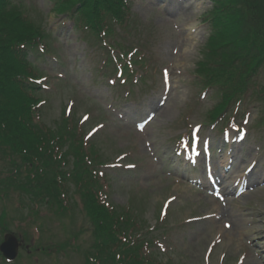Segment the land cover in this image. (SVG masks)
I'll return each instance as SVG.
<instances>
[{
	"label": "rangeland",
	"instance_id": "obj_1",
	"mask_svg": "<svg viewBox=\"0 0 264 264\" xmlns=\"http://www.w3.org/2000/svg\"><path fill=\"white\" fill-rule=\"evenodd\" d=\"M169 1L132 0L151 67L140 93L144 88L137 86L139 81L125 83L111 67L99 71L103 50L69 22L51 15L50 0H17L43 30L51 52L30 53L36 68L44 71L43 122L52 130L61 127L64 119L84 122L101 162L114 166L102 169L111 203L129 208L138 223L171 229L163 238L161 230L152 234L163 246L159 263L264 264V240L257 236L264 230V125L258 121L263 104L249 101L243 106L248 116L240 129L245 136L239 141L237 132L216 133L202 123L214 109L215 98L199 91L192 72L208 34L200 16L209 1L180 0L173 15L167 14ZM259 81L264 84L262 78ZM131 88L133 94L128 95ZM190 126L194 127L188 135L191 148L182 154L173 138ZM226 135L232 142L221 149L220 140ZM206 161L212 163L214 173L228 169L229 191L223 200L187 180L195 178L204 185ZM7 171L0 157V177ZM237 177L238 193L230 191V178ZM76 208L73 216L65 218L41 206L32 220V202L9 193L0 202V215L6 214V227L30 249L19 251L18 263L84 264L82 254L93 238L82 207L76 204ZM230 219L237 222V229L227 223ZM59 245L61 251H49Z\"/></svg>",
	"mask_w": 264,
	"mask_h": 264
},
{
	"label": "trees",
	"instance_id": "obj_2",
	"mask_svg": "<svg viewBox=\"0 0 264 264\" xmlns=\"http://www.w3.org/2000/svg\"><path fill=\"white\" fill-rule=\"evenodd\" d=\"M211 1L212 8L204 16L209 34L193 73L201 87L214 89L217 105L207 114L213 121L241 97L247 82L254 83L255 76L264 73V0ZM15 2L0 0V157L9 167L0 178V199L21 193L56 214H65L71 183L93 229V240L83 252L84 264H161L153 254L142 256L144 243L137 238L136 217L99 203L98 195L91 193L95 180L88 165L98 159L95 142L83 140L84 131L77 122L64 119L56 131L43 122L42 101L34 84L37 69L22 52L43 46L46 39L40 26ZM126 2L53 0L52 12L82 24L100 40L114 37L115 26L128 28ZM69 165L71 169L65 170ZM72 211L70 207L68 214L73 215ZM38 212L37 208L32 211V217ZM6 223L3 214L0 237L9 230ZM61 248L49 251L57 253ZM0 263L5 264L1 255Z\"/></svg>",
	"mask_w": 264,
	"mask_h": 264
},
{
	"label": "water",
	"instance_id": "obj_3",
	"mask_svg": "<svg viewBox=\"0 0 264 264\" xmlns=\"http://www.w3.org/2000/svg\"><path fill=\"white\" fill-rule=\"evenodd\" d=\"M19 243L11 234H6L3 243L0 245V253L4 259L8 261H13L17 257Z\"/></svg>",
	"mask_w": 264,
	"mask_h": 264
},
{
	"label": "bare ground",
	"instance_id": "obj_4",
	"mask_svg": "<svg viewBox=\"0 0 264 264\" xmlns=\"http://www.w3.org/2000/svg\"><path fill=\"white\" fill-rule=\"evenodd\" d=\"M155 1V0H154ZM190 2V0H187ZM188 2V3H189ZM189 5V4H188ZM168 7H170L171 10H177L180 8V5H176L175 3L169 4ZM182 7V6H181ZM171 10H168L167 14H169L171 12ZM237 141V140H236ZM236 180V178H234ZM225 191L227 192L228 190H226V188H224ZM228 224L232 225V227H235V229H237V222L233 219H230L229 221H227ZM257 236L259 237V240H263L264 239V230L262 229V231H259L257 233Z\"/></svg>",
	"mask_w": 264,
	"mask_h": 264
},
{
	"label": "snow or ice",
	"instance_id": "obj_5",
	"mask_svg": "<svg viewBox=\"0 0 264 264\" xmlns=\"http://www.w3.org/2000/svg\"><path fill=\"white\" fill-rule=\"evenodd\" d=\"M85 119H87V118H85Z\"/></svg>",
	"mask_w": 264,
	"mask_h": 264
}]
</instances>
